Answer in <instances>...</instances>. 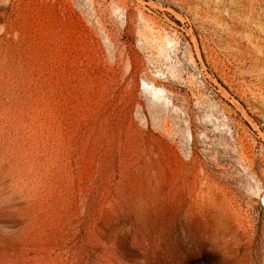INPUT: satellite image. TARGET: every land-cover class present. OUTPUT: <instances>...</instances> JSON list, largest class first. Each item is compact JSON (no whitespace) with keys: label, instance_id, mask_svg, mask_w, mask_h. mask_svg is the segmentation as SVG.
Masks as SVG:
<instances>
[{"label":"rangeland","instance_id":"1","mask_svg":"<svg viewBox=\"0 0 264 264\" xmlns=\"http://www.w3.org/2000/svg\"><path fill=\"white\" fill-rule=\"evenodd\" d=\"M0 264H264V0H0Z\"/></svg>","mask_w":264,"mask_h":264}]
</instances>
